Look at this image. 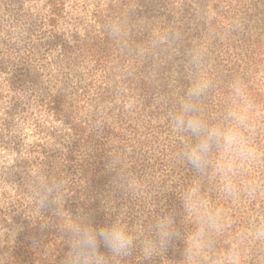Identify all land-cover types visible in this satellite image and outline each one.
Returning <instances> with one entry per match:
<instances>
[{"label": "trees", "instance_id": "16d2710c", "mask_svg": "<svg viewBox=\"0 0 264 264\" xmlns=\"http://www.w3.org/2000/svg\"><path fill=\"white\" fill-rule=\"evenodd\" d=\"M44 1L47 12L40 17L19 0H0L6 40L0 74L6 75L1 84L12 100L37 96L47 114L70 132L65 162L71 171L49 175L63 181L64 217L53 213L54 205L37 213L35 200L11 212L4 194L0 264H63L65 223L81 217L102 226L123 214L128 228L140 227L143 235L152 234L154 218L164 208L175 209L179 221L177 197L198 178L179 158L191 137L173 131L171 114L197 71L214 82L200 101L205 115L223 118L229 86L237 78L257 109L246 134L258 158L242 176L255 192L233 202L219 197L207 180L202 192L227 214L231 227L225 241L248 230L255 218L264 222V0H155V25L153 14L136 13L133 0H123L96 25L72 35L58 25L64 0ZM150 1L142 0L143 6L150 7ZM118 18L128 25L124 44L108 31ZM160 36L167 39L154 43ZM194 50L201 53L199 69L190 62ZM127 176L140 181L142 194L133 195L118 179ZM261 242L248 243L246 264H264ZM174 245L151 261L138 248L122 259L107 254L103 243L100 251L108 264H174L183 242Z\"/></svg>", "mask_w": 264, "mask_h": 264}, {"label": "clouds", "instance_id": "9594fccd", "mask_svg": "<svg viewBox=\"0 0 264 264\" xmlns=\"http://www.w3.org/2000/svg\"><path fill=\"white\" fill-rule=\"evenodd\" d=\"M108 31L117 43H126L128 25L124 19L110 21ZM166 39L160 36L154 43ZM190 62L199 69L198 50L193 51ZM213 87L214 82L197 71L180 98L177 111L171 114L173 131L191 137V143L185 144L179 158L198 178L177 197L181 205L179 221L175 209L164 208L154 218L151 235H143L140 227L135 232L130 230L123 222V214L109 218L102 226H95L83 217L67 221L68 246L63 264H108L106 253L100 251L101 243L113 257L126 258L138 248L145 260L151 261L161 253L166 254L169 246H175L174 241L183 242L181 258L171 259L174 264H246L248 243L264 241V222L251 223L248 230H241L225 241L231 224L225 210L205 197L202 182L207 180L219 197L233 202L242 193L255 192V186L242 180V176L247 165L258 158L246 134L252 131L257 109L247 96L243 81L237 78L229 86L230 103L223 118L207 116L200 101ZM118 179L133 195L142 194L143 186L135 177ZM63 188V181L53 180L43 171L30 174V191L36 205L42 210L54 205L53 213L58 217H64L60 204Z\"/></svg>", "mask_w": 264, "mask_h": 264}, {"label": "rangeland", "instance_id": "374dc122", "mask_svg": "<svg viewBox=\"0 0 264 264\" xmlns=\"http://www.w3.org/2000/svg\"><path fill=\"white\" fill-rule=\"evenodd\" d=\"M122 1L64 0L63 17L58 25L66 35L76 31L84 33L89 26L97 24L100 16L108 13L106 10L112 4ZM19 2L23 8L39 13L40 17L47 12L44 0ZM133 4L136 13L146 10L148 14H153L152 25H155V0L150 1V7H144L142 0H133ZM1 32L0 58L3 42L6 41ZM5 77V74H0V200L6 194L9 211L21 212L24 206L34 205L31 203L35 200L30 191L31 173L43 171L49 176L64 170L71 171L65 162L70 132L47 114L37 96L28 94L27 99L12 100L1 84ZM36 209L37 213L42 211L39 207ZM259 221L260 218L253 219V223Z\"/></svg>", "mask_w": 264, "mask_h": 264}]
</instances>
